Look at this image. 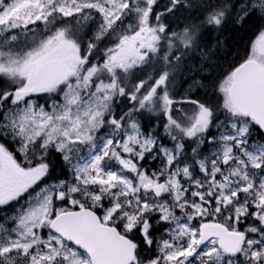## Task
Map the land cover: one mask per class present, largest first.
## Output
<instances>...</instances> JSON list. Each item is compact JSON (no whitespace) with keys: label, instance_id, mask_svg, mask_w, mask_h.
<instances>
[{"label":"snow or ice","instance_id":"1","mask_svg":"<svg viewBox=\"0 0 264 264\" xmlns=\"http://www.w3.org/2000/svg\"><path fill=\"white\" fill-rule=\"evenodd\" d=\"M0 264H264V0H0Z\"/></svg>","mask_w":264,"mask_h":264},{"label":"trees","instance_id":"2","mask_svg":"<svg viewBox=\"0 0 264 264\" xmlns=\"http://www.w3.org/2000/svg\"><path fill=\"white\" fill-rule=\"evenodd\" d=\"M246 38L247 37L243 33L235 34L232 37V42H233L234 46L238 45V46L242 47L243 42L245 41Z\"/></svg>","mask_w":264,"mask_h":264}]
</instances>
